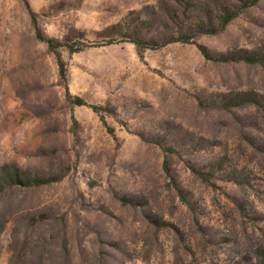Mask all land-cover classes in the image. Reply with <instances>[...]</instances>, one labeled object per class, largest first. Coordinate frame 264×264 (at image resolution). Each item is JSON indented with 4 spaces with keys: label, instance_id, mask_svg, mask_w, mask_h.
Wrapping results in <instances>:
<instances>
[{
    "label": "rangeland",
    "instance_id": "rangeland-1",
    "mask_svg": "<svg viewBox=\"0 0 264 264\" xmlns=\"http://www.w3.org/2000/svg\"><path fill=\"white\" fill-rule=\"evenodd\" d=\"M243 2L0 0V172L49 179L0 190V264H264V0Z\"/></svg>",
    "mask_w": 264,
    "mask_h": 264
},
{
    "label": "trees",
    "instance_id": "trees-1",
    "mask_svg": "<svg viewBox=\"0 0 264 264\" xmlns=\"http://www.w3.org/2000/svg\"><path fill=\"white\" fill-rule=\"evenodd\" d=\"M258 0H244L242 3V6H249L251 4H254ZM234 11H227L224 13L221 17V23L226 24L228 23L234 16H235ZM37 35L41 37V34L38 32ZM187 37H179V39L176 40H181L184 41L186 40ZM136 45L138 46H145V47H154L155 44L154 42H148V41H143L141 39H133ZM79 49L74 48L72 46L69 47V51H77ZM251 55H249L250 57ZM248 60H254L252 58H249ZM83 100L80 98H76V104H83ZM12 171L7 170L8 167H4L3 170L0 172V190H2L6 186H12V185H22V186H30V185H39L41 183L47 182L49 179L45 177H40V176H35L31 177L30 175H27L25 172H21L18 170V168L13 167Z\"/></svg>",
    "mask_w": 264,
    "mask_h": 264
}]
</instances>
